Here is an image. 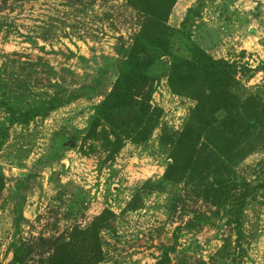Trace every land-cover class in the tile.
<instances>
[{"label": "rangeland", "instance_id": "1", "mask_svg": "<svg viewBox=\"0 0 264 264\" xmlns=\"http://www.w3.org/2000/svg\"><path fill=\"white\" fill-rule=\"evenodd\" d=\"M196 2L198 16L186 27L191 40L217 59L237 62L249 77L238 76V95L264 105V72L258 70L264 0H178L167 25L179 29ZM138 21L126 0H0V264L20 243L32 249L29 264H62L61 257L78 253L69 245L71 233L105 210L114 220L99 232V264H155L176 233L170 264H264V146L234 168L231 196L238 201L221 207L193 196L184 183L163 181L171 160L162 139L182 130L195 105L169 91L166 60L150 68L151 105L162 116L145 143L127 141L112 157L101 142L85 138ZM173 53L185 54L183 39H174ZM102 68L108 69L102 86L95 95L85 93ZM50 99L66 103L27 125L8 123L2 103L24 111ZM64 137H75L76 148L61 149L52 164L39 163ZM195 215L207 224L186 229Z\"/></svg>", "mask_w": 264, "mask_h": 264}, {"label": "trees", "instance_id": "2", "mask_svg": "<svg viewBox=\"0 0 264 264\" xmlns=\"http://www.w3.org/2000/svg\"><path fill=\"white\" fill-rule=\"evenodd\" d=\"M30 1L36 0H1L3 5ZM177 1L126 0L128 7L138 14V30L132 35L131 45L119 51L122 58L113 64L116 77L110 90L95 107L84 135L86 139L101 142L103 150L112 157L127 141L137 145L145 143L162 116L161 109L151 105L154 77L150 68L156 60H166L169 91L190 98L195 105L189 111L182 130L162 139L170 149L171 160L163 181L184 183L193 190V196H200L221 207L231 200L238 201L231 196L236 186L231 179L234 168L264 146V105L252 97L241 99L238 95V76L249 77L237 62L217 59L191 40L186 27L194 16H198V2L187 9L179 29L167 25ZM175 38L183 39L184 55L173 53ZM262 68L264 72V61L259 63L258 70L262 71ZM107 70L100 69L93 85L82 88L84 92L95 95L108 74ZM65 103L50 99L24 111H18L7 103L2 104L8 114V123L13 126L46 118ZM3 138L0 136V148ZM57 142V148L54 146L52 153L42 157L39 163L52 164L61 149H75L77 146L75 137H64ZM23 185L24 182L19 181L15 192L19 194ZM261 185L251 189V192ZM3 187V180L0 179V194ZM113 220L114 215L105 210L93 218L88 228L71 233L75 242L69 245L75 246L78 253L74 257L67 254L59 261L62 264H99L102 261L99 232L112 226ZM205 224L206 219L195 215L185 228L194 230ZM174 239L175 244L164 248L155 264H170L177 233ZM31 250L24 243L12 245V258L7 264H29Z\"/></svg>", "mask_w": 264, "mask_h": 264}]
</instances>
